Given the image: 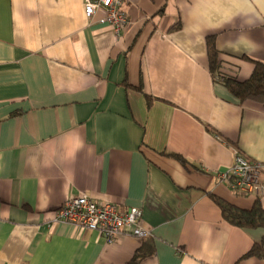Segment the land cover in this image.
I'll return each instance as SVG.
<instances>
[{
	"label": "crops",
	"instance_id": "1",
	"mask_svg": "<svg viewBox=\"0 0 264 264\" xmlns=\"http://www.w3.org/2000/svg\"><path fill=\"white\" fill-rule=\"evenodd\" d=\"M123 10L116 36L83 0H0V264H132L143 247L139 264H264L243 258L264 228L230 225L211 198L264 208V194H236L218 176L235 148L264 167V103L215 82L206 46L214 36L222 70L248 80L251 61L264 63V0ZM82 195L141 209L150 236L108 244L53 222Z\"/></svg>",
	"mask_w": 264,
	"mask_h": 264
},
{
	"label": "built area",
	"instance_id": "2",
	"mask_svg": "<svg viewBox=\"0 0 264 264\" xmlns=\"http://www.w3.org/2000/svg\"><path fill=\"white\" fill-rule=\"evenodd\" d=\"M85 14L92 18L99 11L105 12L103 22H107L119 36L128 25L123 5L128 0H83ZM235 160L232 167L218 174L228 188L243 196L260 197L264 194L262 183L263 165L244 157L239 149H234ZM142 210L131 208L121 210L118 205L99 203L82 195L68 199L56 212L54 223H69L76 227L101 234L108 244H113L120 235L139 238L150 236L142 229Z\"/></svg>",
	"mask_w": 264,
	"mask_h": 264
},
{
	"label": "trees",
	"instance_id": "3",
	"mask_svg": "<svg viewBox=\"0 0 264 264\" xmlns=\"http://www.w3.org/2000/svg\"><path fill=\"white\" fill-rule=\"evenodd\" d=\"M178 24L174 29H179ZM207 55L209 60V71L215 82L223 84L228 91L240 101H254L264 103V63L251 61L254 64V70L248 80L239 81L231 77L222 70V62L220 60V52L216 47V38L210 36L206 38ZM151 99L148 98V102ZM211 132V129L208 128ZM170 157L179 161L186 166L188 161L180 155L170 154ZM211 198L219 206L222 212L223 219L232 226L241 229H259L264 228V208L259 198L256 199L251 209L238 208L218 197L211 195ZM152 251L145 250L143 247L132 261V264H139ZM257 257L264 260V244L256 243L251 250L243 257Z\"/></svg>",
	"mask_w": 264,
	"mask_h": 264
}]
</instances>
